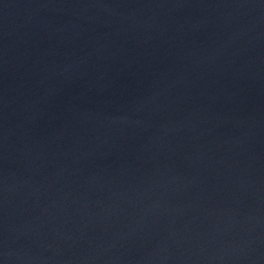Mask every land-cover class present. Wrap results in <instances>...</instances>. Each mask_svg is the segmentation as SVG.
<instances>
[{
	"label": "water",
	"instance_id": "1",
	"mask_svg": "<svg viewBox=\"0 0 264 264\" xmlns=\"http://www.w3.org/2000/svg\"><path fill=\"white\" fill-rule=\"evenodd\" d=\"M0 264H264V0H0Z\"/></svg>",
	"mask_w": 264,
	"mask_h": 264
}]
</instances>
